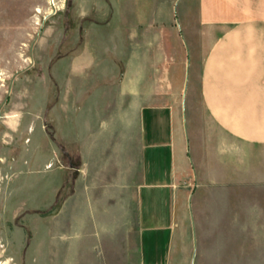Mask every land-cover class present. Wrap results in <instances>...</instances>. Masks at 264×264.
<instances>
[{
    "label": "rangeland",
    "instance_id": "rangeland-1",
    "mask_svg": "<svg viewBox=\"0 0 264 264\" xmlns=\"http://www.w3.org/2000/svg\"><path fill=\"white\" fill-rule=\"evenodd\" d=\"M53 1L0 0V264H133L135 192L113 186L115 145L103 146L101 160L83 153L97 149L89 140L103 132L101 121H134L126 92L112 110L102 98L126 77L133 28L144 42L146 24L155 40L162 26L181 24L198 80L206 54L199 0ZM88 57L95 65L73 77V63ZM191 80L188 119L201 128L204 110ZM105 132L109 140L120 130ZM122 134L121 174L129 176L134 130L123 125Z\"/></svg>",
    "mask_w": 264,
    "mask_h": 264
},
{
    "label": "crops",
    "instance_id": "crops-1",
    "mask_svg": "<svg viewBox=\"0 0 264 264\" xmlns=\"http://www.w3.org/2000/svg\"><path fill=\"white\" fill-rule=\"evenodd\" d=\"M142 27L147 39L139 42L133 28L121 86L102 97L112 110L126 92L134 121H101L103 132L89 140L97 151L83 153L101 160L103 146L115 145L113 186L135 192L133 264L264 263V0H199L206 54L197 81L181 24L162 26L156 40L154 26ZM92 65L90 57L73 63V77ZM191 75L205 115L201 128L187 114ZM123 125L134 130L137 148L129 176L121 174ZM110 127L120 132L108 140Z\"/></svg>",
    "mask_w": 264,
    "mask_h": 264
},
{
    "label": "bare ground",
    "instance_id": "bare-ground-1",
    "mask_svg": "<svg viewBox=\"0 0 264 264\" xmlns=\"http://www.w3.org/2000/svg\"><path fill=\"white\" fill-rule=\"evenodd\" d=\"M51 1V4H53L54 3V1L53 0H50ZM54 6V5H53Z\"/></svg>",
    "mask_w": 264,
    "mask_h": 264
}]
</instances>
